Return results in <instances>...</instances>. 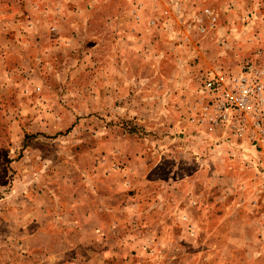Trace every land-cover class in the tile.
Here are the masks:
<instances>
[{
	"label": "rangeland",
	"instance_id": "374dc122",
	"mask_svg": "<svg viewBox=\"0 0 264 264\" xmlns=\"http://www.w3.org/2000/svg\"><path fill=\"white\" fill-rule=\"evenodd\" d=\"M262 183L264 0H0V264H264Z\"/></svg>",
	"mask_w": 264,
	"mask_h": 264
},
{
	"label": "built area",
	"instance_id": "2783aa9c",
	"mask_svg": "<svg viewBox=\"0 0 264 264\" xmlns=\"http://www.w3.org/2000/svg\"><path fill=\"white\" fill-rule=\"evenodd\" d=\"M205 12L208 14L211 11L209 9H205ZM233 91H227L226 79L224 76H214L213 79L208 81L205 85V89L208 93L217 92L222 93L223 96L226 94V100L221 101L218 105V108L221 110H230L235 109L237 111H244L248 108L252 98L256 95L262 96V85L249 84L250 82L246 78H236L233 77ZM224 98V97H223Z\"/></svg>",
	"mask_w": 264,
	"mask_h": 264
},
{
	"label": "crops",
	"instance_id": "0c3cea01",
	"mask_svg": "<svg viewBox=\"0 0 264 264\" xmlns=\"http://www.w3.org/2000/svg\"><path fill=\"white\" fill-rule=\"evenodd\" d=\"M261 185H264V183H262V184H260V186ZM250 186V185H249ZM254 188H258V185H257V183H251V190L252 189H254ZM251 203H253L255 206H258V205H260V203L257 201V200H255V202L253 201V202H251Z\"/></svg>",
	"mask_w": 264,
	"mask_h": 264
}]
</instances>
